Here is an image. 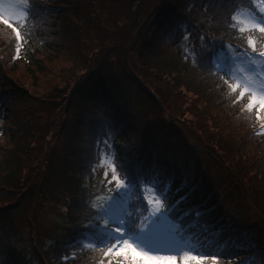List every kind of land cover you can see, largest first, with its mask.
Listing matches in <instances>:
<instances>
[{
    "label": "trees",
    "instance_id": "obj_1",
    "mask_svg": "<svg viewBox=\"0 0 264 264\" xmlns=\"http://www.w3.org/2000/svg\"><path fill=\"white\" fill-rule=\"evenodd\" d=\"M31 2L34 15L22 28L27 35L20 55L15 59L17 42L14 34L0 25V264H94L99 256L90 260L81 258V253H78V257L68 263H62L60 256L71 250L73 241L83 237L85 225L95 217L91 204L98 189H91L88 182L92 179L91 163L98 148L97 141L106 138L108 143H113L125 171L139 167L155 176L162 188L167 187L168 204L172 206L169 218L202 235L219 233L220 238L228 240L230 245L242 243L243 249L230 250L241 259L255 254V264H262V227L252 233L251 221L240 219L241 214L236 213V208L225 206L226 200L231 198L220 197L223 195L221 186L209 176L208 170L183 171L171 162L167 154L160 152L152 125L135 110L133 101V84L137 87L136 91L144 92L145 89L147 92V88L129 74L127 65V69L122 67L121 73H117L106 72L105 62L100 63L101 57L108 53L104 49L106 40L103 35H107L109 29L104 28L100 15L107 0ZM158 2L153 13L150 12L143 20L137 10L132 13L136 7L132 8L133 0L128 5L131 9L129 33L136 27L142 29V33L135 37L137 52L132 49L134 63L141 68L148 63L153 76L166 79L165 84L171 90L169 96L191 94L193 99L186 111L203 119L204 130L224 133L237 146H250L245 157L251 159L244 172L251 181L256 180L254 183L261 198L258 206L264 219V172L261 175L257 170L260 163V168L264 166V139L252 133L247 135L258 121L254 116L249 120L247 113L238 111L227 86L223 85L218 75H212L211 68L204 63L210 65L218 52L226 50L221 42L247 47L238 38L241 34L228 25L233 10L253 9V4L250 0ZM150 17L153 20H149ZM184 28L191 33V47L187 50L188 53L195 50L201 62L197 65L192 63L191 58L185 60V49H180V44H184ZM202 34L205 36L204 47H201L200 41ZM109 52V58L116 57L121 66L122 57L116 50ZM95 56L97 61L93 59ZM61 59L74 65L69 69L68 77H65L67 70L57 65ZM51 78L68 88L63 96L64 103L61 99L53 102V107L51 103L47 105L51 110L56 107L54 105H62L63 109L60 112L61 136L50 132L51 137L55 135L61 140L58 152L51 160L49 157L45 159L46 163H54L53 184L62 194L63 211L49 245L40 252L33 244L24 245L21 232H16L18 224L15 215L23 204L26 192L16 199L12 196L30 177L28 169L36 143V125L31 112L43 105L45 100L42 99H47L50 92L44 86L53 83ZM228 105L238 113L231 122H228L229 114L222 117V111ZM209 110L212 111L210 116ZM234 149L237 157L241 158V150ZM260 171H264V167ZM104 192L105 189L100 188V193ZM134 193L131 205L140 207L136 199L139 193L136 190ZM197 212H202L201 216L197 217ZM208 223L214 225L208 228L205 226ZM235 262L236 259L231 261ZM221 264H229L227 257Z\"/></svg>",
    "mask_w": 264,
    "mask_h": 264
},
{
    "label": "rangeland",
    "instance_id": "obj_2",
    "mask_svg": "<svg viewBox=\"0 0 264 264\" xmlns=\"http://www.w3.org/2000/svg\"><path fill=\"white\" fill-rule=\"evenodd\" d=\"M131 1L132 0H107V4L101 9L100 15L104 21V28L109 29V31L107 35H103L106 40L104 49H107L108 53L105 54V59L101 57L102 61L100 63L103 64L105 62L106 72L119 73L122 67L127 69L126 67L128 66L127 71L129 74L137 79L141 86L147 88V92L145 89L144 92L136 91L137 87L133 84L131 88L134 92L133 101L136 106L135 110L140 116L145 118L144 121L152 125L154 129L153 133L159 141L158 146L160 152L169 154L173 158L172 160L177 161L181 166L186 164L191 169L197 167L202 170L207 169L209 176L221 186L223 195H220V197L222 199H225V197L231 198L229 201L226 200L225 206L236 208V213L238 215L241 214L239 215L240 219L244 218L245 220L248 218L246 220L251 221V226L259 224L264 230V221L260 218L263 214H261V210L258 206L261 198L257 192L256 184L254 183L256 180L253 179L251 181L249 179L250 176L244 172L248 161L251 159L245 157L249 154L247 152L250 151V146L248 144L237 146V143H232V141L228 140L229 137L227 138L224 133L219 132L217 134L216 131L204 130L205 127L201 121L203 119L193 117L186 111L189 102L193 99L191 94L181 93L177 95L171 93L172 95L169 96L171 90L169 89V85L167 86L165 84L167 81L166 79L153 76L150 73L148 63H146L145 68L135 65L134 53L138 50L135 37L139 33H142V29L136 27L129 33L130 30L128 29V25L131 22L129 12L131 9L128 5ZM158 1L159 0H133L132 8L134 6L136 7L132 9V13L134 14L137 10L141 20H143L153 9H156L159 5ZM258 6V8L261 7L260 5ZM241 12L245 18L249 17V11L241 10ZM151 19L153 20V17L149 18V20ZM251 34L256 38L264 36V34L258 31ZM192 35L194 36V33ZM258 44H264V41H260ZM180 45L181 50L190 49L191 41L187 39L184 41V44ZM133 48L134 53L132 51ZM108 49L111 51L116 50V53L122 57L123 61L121 66L116 57L109 58L110 52ZM93 59L96 60V56ZM57 65H59L60 69L67 70L65 77H68L67 74L70 73L69 69L74 66L73 63L71 64L62 59ZM233 68L237 76L240 79H244L246 74L254 70L255 66H250L246 62V58L237 57L233 64ZM60 69H58L57 72H59ZM241 69H244V71H241ZM261 70L264 69L261 67ZM51 79L53 80V78ZM257 79L260 78L257 77ZM52 82L53 83L44 86L50 93L47 99H42L45 100L43 105L36 108L35 112H31L33 123L36 125V143L28 169L30 177L15 190L12 196V198L16 199L22 193L26 192L23 204L15 215V220L18 224L16 226L18 227V231L16 232H21L24 245L33 244L40 252H43V249H46L49 245V240L56 231L59 216L63 211L62 194L60 189H57L53 184L55 173L54 163H46L45 159L49 157L51 160L58 152L61 143V140L56 139L55 135L51 137L50 134L53 133L57 136H61L62 115L60 112L63 110L61 107L62 105L60 107L59 105H54L56 107L53 109H57L59 112L53 109L51 110L50 106L53 107L52 103L61 99L64 103L65 97L63 98V96L68 88L59 85L60 82L58 81L53 80ZM44 92L46 93V91ZM48 104L50 106H47ZM237 109L240 111L239 106H237ZM217 110L218 109H214V111ZM235 111L237 110L228 105L223 109L222 117L229 114L230 117L227 116V119L229 117L228 122H231L236 118V114H238ZM180 113H183V115ZM211 114L212 111L209 110L208 115L210 116ZM182 119L183 122L181 121ZM259 123L258 121L257 127L255 128L258 135H255L259 139H264L262 132L258 133ZM250 134L251 132L247 135ZM229 135L232 136L231 134ZM253 141L254 139L252 143ZM234 148H237L239 151L241 150V158L237 157ZM112 152L117 158L118 163L121 164L117 150L112 148ZM108 163L109 161L106 158L105 165ZM260 165L262 164L260 163L258 165L257 170L261 174L264 171L260 170H262L264 166L260 168ZM101 180L102 170L99 168L98 163L97 172L94 173L92 179L88 182V186L91 187V189H98V194L93 199V202L98 204H103L109 196H115V192L108 191V187L110 186H103ZM100 188H104L105 192L100 193ZM148 195H151V193L149 192ZM1 196L2 195H0V197ZM122 203L123 199L119 200L117 197L116 206L118 209ZM161 254L167 253L162 251ZM172 254L174 255L175 253ZM100 255V251L97 253L91 251L84 253L81 258L86 257L91 260L95 257H100ZM148 264H195V262L184 260L183 256L180 255L176 256L174 262L168 260H153L149 261Z\"/></svg>",
    "mask_w": 264,
    "mask_h": 264
},
{
    "label": "snow or ice",
    "instance_id": "obj_3",
    "mask_svg": "<svg viewBox=\"0 0 264 264\" xmlns=\"http://www.w3.org/2000/svg\"><path fill=\"white\" fill-rule=\"evenodd\" d=\"M250 3L261 6L260 15L249 9V17L245 18L241 10L236 9L231 12L228 25L230 29L241 34L238 38L247 47L237 53L234 45L221 42L229 55L225 56L221 52L212 59L210 65L204 63L211 68V74L218 75L223 85L227 86L233 105L239 106L242 113H247L249 120L254 116L260 122L259 133L264 132V70H261L264 66V44L258 47V43L264 41V36L256 38L251 33L258 31L264 34V0H250ZM33 15L31 0H0V25L10 30L17 42L14 59L20 55L27 35L22 32V28ZM245 33L248 34L244 35ZM188 35L190 34L186 33L183 38L187 40ZM200 41L201 47H204V34L200 36ZM185 53V60L191 58L194 65L201 63L195 50L188 53L185 49ZM237 57L246 58L250 66H255L244 79H240L233 68ZM97 146L102 185L110 186L108 191L115 192L117 196L136 190L139 193L136 199L141 206L132 207L130 200H124L118 209L116 196H109L103 204H91L96 212L95 217L85 225L84 239L73 241L70 246L75 247L79 243L82 248L99 249L101 255L94 264H148L153 260L174 262L176 256L180 255L184 260L194 261L195 264H221L225 257L229 264L233 259H237L238 264H255L248 258H239L230 250L243 249L242 243L230 245L228 240L220 238L219 233L202 235L179 225H173L166 232H161L158 224L162 218L167 217L169 209L166 189L160 186V181L155 176L139 167L125 171L113 154V146L108 143L107 138L98 140ZM106 158L109 161L107 165ZM91 170L96 173L97 167L93 166ZM144 188L151 195H147ZM162 251L167 254H161Z\"/></svg>",
    "mask_w": 264,
    "mask_h": 264
}]
</instances>
